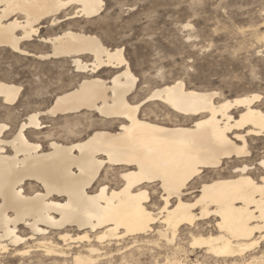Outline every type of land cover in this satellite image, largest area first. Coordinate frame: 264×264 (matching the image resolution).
<instances>
[{
	"label": "bare ground",
	"instance_id": "6f19581e",
	"mask_svg": "<svg viewBox=\"0 0 264 264\" xmlns=\"http://www.w3.org/2000/svg\"><path fill=\"white\" fill-rule=\"evenodd\" d=\"M73 4L79 6L76 16L66 19H91L105 6L103 0H0V48L15 53L38 36L44 20L52 18L55 24L56 17ZM49 39L54 58L70 57L78 71L89 69L79 58L83 53L95 57L93 74L107 65L119 69L125 64L123 54H113L95 35L68 30ZM50 56L44 53L39 58ZM137 83L131 68L109 81L85 78L58 96L48 111L55 116L87 109L104 119L120 120L115 133L95 130L70 145L51 141L50 151L45 152L41 144L24 137L25 128L41 129L39 114L29 116L12 140L2 136L7 125H0V253L12 246L18 256L37 249L63 258L66 251H73V244L81 243L74 263L95 264L106 245L118 247L119 241L129 238L137 244L155 233L171 247L163 253L165 264H206L201 257L199 261L188 258L186 246L177 243L180 235L189 240L191 253L201 250L218 264H238V257L264 244V186L249 178L252 170L233 171L230 165L243 164L250 158L248 142L264 138V111L256 106L258 101L222 103L216 101L217 92L189 91L178 81L174 88L165 85L150 97L162 99L164 106L185 120L170 124L140 117V108L128 104ZM21 90L0 79V98L6 104L14 105ZM238 109L242 111L236 117L232 111ZM205 170L213 171V176L203 177ZM113 181L115 186L110 187ZM161 182L169 198L180 199L193 182L212 183L195 205L189 201L198 199L193 188L175 210H153L151 195L159 194ZM213 206L214 213L210 212ZM198 210H203L199 218L194 215ZM217 215L224 217L221 225ZM70 231L81 234L74 238ZM252 264H264V255Z\"/></svg>",
	"mask_w": 264,
	"mask_h": 264
},
{
	"label": "rangeland",
	"instance_id": "374dc122",
	"mask_svg": "<svg viewBox=\"0 0 264 264\" xmlns=\"http://www.w3.org/2000/svg\"><path fill=\"white\" fill-rule=\"evenodd\" d=\"M236 2L238 7H232L233 0H105L104 8H111L106 15L91 19L85 17L66 19L71 14L76 16L72 11L74 8L78 10L79 6L73 4L56 17L58 22L56 21L55 24L48 23L53 20L52 18L44 20L40 25V31L45 32L49 38L70 30L95 35L103 44L127 43L131 48L129 59H137L133 67L140 74L138 78L132 71L138 78L137 87L139 85V91L137 92V87L133 91L136 93L134 101H138L143 95L149 93L152 95L155 90L159 89L156 85H167L173 80L183 81L187 84V89L217 92L219 96L216 101H223L233 94L241 97L258 94L264 96V58L259 55L261 48L264 47V44L259 43L261 36L264 35V28L259 27V25H264V17L259 14L261 10H264V0H236ZM61 16H64L63 21L59 20ZM185 23L193 25L199 23L203 31L197 29L193 35L205 37L199 41L198 45L194 42L191 52L189 46L183 43L184 38L188 39L185 37ZM249 26H251L250 31H248ZM20 34L21 32H18V35ZM149 36L153 39L149 40ZM37 38L38 36L33 40ZM137 44L140 45L139 48ZM44 47L47 48L48 45ZM207 47L211 51H202ZM44 53L50 54L48 52L42 54ZM189 55L196 57V62L192 65H189L186 60ZM92 57L90 53L80 54L79 58L89 66L87 71L82 72L78 71L70 57H52L51 60L39 58L41 62L29 64L22 63L10 48H0V79L22 88L14 105L6 103V106L0 105V112L5 113L3 117H0V125H7L2 136L5 138L9 125H14L17 121L21 125L24 124V114L28 111H35L40 115V121L41 117L47 121V127L42 134L33 133L31 136V141L41 144L45 152L50 151L51 141L70 145L86 139L95 130L117 132L120 120L116 119V122L113 119H104L96 112L87 109H82L79 113H64L55 116L38 110L47 106L53 97L57 98L75 89L85 78L97 77L109 81L114 76V72H119V69L105 68L93 74L91 72L92 63H90ZM205 66L207 75L204 74ZM189 68L192 71H189ZM253 71L258 79L252 77ZM213 75L216 77L215 80L211 79ZM26 83L32 87L34 94L39 96L43 103L37 105L27 98ZM0 100L3 99L0 98ZM260 103L258 101L256 106ZM142 109L140 117L170 124L185 121L181 118L182 116H178L167 106H161L155 100L150 107L142 106ZM240 111L242 109L233 110L232 113L238 117ZM13 138L14 136L5 139L12 140ZM259 147H264V138L250 141L248 148L253 152ZM231 164L234 165L233 162ZM213 174V171L207 170L203 177H210ZM108 185L114 187L115 181ZM150 205L153 206V210L158 208L152 203ZM212 230L215 234L216 230ZM70 233L74 238L81 234L78 231H70ZM180 237L177 243L181 242L182 246L187 247L183 246L184 250L189 252L190 255H187L190 260L195 261L201 257L200 262L218 264L211 256L205 254L204 257V251L198 250L191 253L188 247L189 240H185L186 236L180 235ZM52 238L58 241L56 234H52ZM140 240L137 244H134L131 238L122 241L123 243L119 241L118 247L106 245L105 250H107L102 252L103 255L101 258L98 257V262L95 264L166 263V255L163 253L167 251L169 253L171 247L165 241H161L155 233H151L149 237L144 236ZM59 243L63 245L62 242ZM82 245L84 244H73L74 252L66 251L68 254L63 258L48 255L37 249L26 256H18L13 251L14 247L10 246L7 253H0V264H11L12 261L15 264H76L73 255ZM120 245L123 246L120 247ZM261 245L241 258L238 257L237 263L252 264L255 258L263 256L264 244ZM132 251L134 253H131ZM227 264L233 263L228 262Z\"/></svg>",
	"mask_w": 264,
	"mask_h": 264
},
{
	"label": "snow or ice",
	"instance_id": "6c2138e0",
	"mask_svg": "<svg viewBox=\"0 0 264 264\" xmlns=\"http://www.w3.org/2000/svg\"><path fill=\"white\" fill-rule=\"evenodd\" d=\"M103 2L105 3V0H103ZM238 6L239 5L237 4L236 0H233L232 7H238ZM217 7H219V5H217ZM225 8L228 9L227 6H225ZM109 9H111V8L106 7L104 9H102V11L100 13H94L93 17L98 18L100 15H106L107 11ZM76 11H77V9L74 8L72 13L76 12ZM259 14L262 17H264V10H261ZM71 15H69V17H71ZM77 15H78V12H77ZM93 17H90V18H93ZM59 20L63 21L64 16L59 17ZM48 23L54 24V21H48ZM259 27L264 28V25H259ZM40 28H41V26H40ZM184 29H185V37H187L188 39L185 40V38H184L183 43L187 44L189 46V51L191 52L192 47L194 46V42L196 45H198L199 41L201 39L205 38L203 36L193 35V33H195L197 29H200L201 31H203V30L201 29L199 23H197L196 25H193L192 23H185ZM250 30H251V26H249V28H248V31H250ZM148 39L152 40L153 37L149 36ZM261 41H262V44H264V35L261 36ZM46 44L48 45L47 48L44 47ZM104 47L111 49V52L113 54H116V55L123 54L124 59H125V64L120 65L119 72H114L113 75H118L120 73L127 71L128 68H131V70L133 72H135L136 76L139 78V75H140L139 72H136V69L133 67V65L137 62V59H129V53L131 52V48L128 47L127 43H119V44L104 43ZM137 47L139 48L140 45L137 44ZM37 49H41V51H37ZM202 51H211V49L207 47V48L202 49ZM43 52H48L51 54V56L49 57V60H51V58L54 57L53 50L51 47V41H50L48 35L45 32L40 31V29H39L37 39L31 40V41H26L18 49H15V53L17 54V58L20 59L22 63H29V64L41 62L39 60V57L42 55ZM157 55H159V53H157ZM259 55L262 58H264V47L261 48ZM186 60H187V63L189 65H192L196 62V57H195V55H189L186 57ZM94 62H95V57L93 56L90 63H94ZM112 67H114V65H107V68H112ZM13 68H15V65H13ZM189 71H192V69L189 68ZM204 74L207 75L206 66L204 69ZM252 77L254 79H258V77H256L255 71H253ZM211 79L215 80L216 79L215 75H213L211 77ZM177 83H178L177 80L169 81L167 83L166 87H167V89H172L176 86ZM164 87H165V85H159V84L156 85V88H164ZM185 87L187 88L186 83H185ZM25 89H26L25 95L27 96V98H30L33 103H35L37 105L43 103V101L40 99V97L34 94L32 87H30L28 83L25 84ZM188 90L194 91V89H188ZM138 91H139V85L137 87V92ZM135 94L136 93L129 95L127 102L132 107H139L140 111L143 110L142 105L144 107H150L152 102L154 101L153 99H150L151 93H149L148 95L141 96L138 101H134L133 98H134ZM233 99H235V101L238 105H240L241 103H243L244 105H251L254 102L259 101L261 103L258 105V107L261 109V111H264V96H262V95L258 94V96H251L249 98L248 96L241 97V96H237V95L233 94L232 96H229L224 101H222V103H225V101H229V100H233ZM155 101L159 102L161 104V106H164V101L162 99L155 100ZM145 102H147V103H145ZM56 103H57V98L53 97L47 103V106L40 108L38 110L40 112H48L52 107H54L56 105ZM0 105H5V102L3 100H0ZM34 114H35V111H28L24 114L25 125H27V117L32 116ZM4 115H5L4 112H0V117H3ZM137 119H139V113H137ZM125 122H127V120H125ZM22 127L23 126L20 124L19 121H17L14 125H9V131L7 133H5V138H10V137L17 135V133L20 131V129ZM46 127H47V121L43 117H41V129H40L41 131L38 132L37 129H35V128H25L24 137L30 141L33 133H35L36 135H40V134H42V131L46 129ZM245 135H249V132H245ZM237 139H239V138H237ZM248 143H250V142H248ZM249 157H250V159L244 161L243 164H240V163L234 164L232 166V170L233 171H239L241 168L246 169V170H252L250 175H249V178L255 179L258 184H261V186H264V147H259L256 151L250 152ZM224 163H225V165H227L228 161L225 160ZM256 170H259V174H257ZM206 173H207V170H205V174ZM211 183L212 182L195 184V182H193L182 193L183 199H180V198H169L167 196V194L163 191L162 182H161V185H158L159 194L153 197L151 203L154 204L156 207H158L161 211H164V210L173 211L180 204L185 203L184 198L186 196L190 195V190H192L194 188L196 190L198 199H192L189 201H191V203L193 205H195L196 202L201 197H203L205 195L204 189L206 187H210ZM105 187H107V185H105ZM143 190H148V189H143ZM200 211H203V210H198L197 213H194V215H197L198 218H199V212ZM210 212H212V213L215 212V206L212 207ZM216 218L220 222V225L224 222L223 216L217 215ZM193 247H195V244L193 245ZM4 251H7V249H4ZM11 264H15V262L12 261Z\"/></svg>",
	"mask_w": 264,
	"mask_h": 264
},
{
	"label": "clouds",
	"instance_id": "9594fccd",
	"mask_svg": "<svg viewBox=\"0 0 264 264\" xmlns=\"http://www.w3.org/2000/svg\"><path fill=\"white\" fill-rule=\"evenodd\" d=\"M259 43H262V41L260 40Z\"/></svg>",
	"mask_w": 264,
	"mask_h": 264
}]
</instances>
